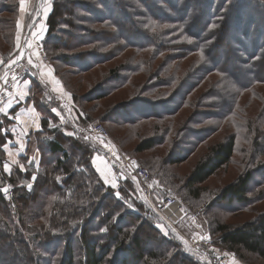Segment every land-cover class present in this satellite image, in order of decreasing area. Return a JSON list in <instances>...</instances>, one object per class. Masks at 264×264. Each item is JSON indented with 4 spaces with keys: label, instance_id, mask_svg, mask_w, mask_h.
<instances>
[{
    "label": "trees",
    "instance_id": "trees-1",
    "mask_svg": "<svg viewBox=\"0 0 264 264\" xmlns=\"http://www.w3.org/2000/svg\"><path fill=\"white\" fill-rule=\"evenodd\" d=\"M81 2L53 0L43 38L51 63L85 74L113 60L122 62L104 74L102 93L89 101L95 103L90 110L73 94L82 114L72 121L65 119L63 126L52 113L55 104L46 87L32 81L25 105L34 104L42 115L40 131L30 135L41 155L38 170L32 165L26 173L20 167L6 173L4 147L14 140L15 122L0 117V264H146L164 259L168 264H201L169 232L159 230L158 215L138 201L133 191L117 194L94 165V158L104 156L105 151L86 134L92 124H102L110 135L104 124L112 122L110 111L97 117L93 110L138 80L142 81L137 84L138 95L145 94L147 104L162 110H152L143 123L135 124L143 127L144 121L152 122L149 127H154L136 153L152 151L171 136L178 143L186 139L190 156L214 143L210 158L199 161L184 182L187 198L166 181L173 177L167 165L183 164L186 154L175 160L162 159L155 166L143 164L151 179L164 186V194L177 193L186 210L200 213L203 225L215 229L211 231L218 251L215 256L228 251L243 264H255V258L264 261V213L239 225L222 224L214 218V211L225 207L249 213L264 203L261 180L251 197L254 176L264 167L252 168L256 158L264 156V21L257 18L264 19V0ZM13 12L12 26L0 22L3 29L12 31L6 37L10 48L0 49L5 59L17 47L21 0H16ZM77 21L88 27L78 29ZM74 28L77 32H71ZM75 34L83 37L75 38ZM74 47L87 49L73 61L59 54L63 49L73 52ZM158 60L161 63L155 67ZM55 71L71 90L58 66ZM200 90V97L194 98ZM191 108L194 113L179 128L177 116ZM18 111L17 107L12 113ZM261 146L258 154L256 149ZM22 160L31 165L29 159ZM231 168H239L241 175L209 198L212 195L202 186ZM5 188L7 193L2 191ZM192 201L197 210L191 209Z\"/></svg>",
    "mask_w": 264,
    "mask_h": 264
},
{
    "label": "rangeland",
    "instance_id": "rangeland-1",
    "mask_svg": "<svg viewBox=\"0 0 264 264\" xmlns=\"http://www.w3.org/2000/svg\"><path fill=\"white\" fill-rule=\"evenodd\" d=\"M26 0H23V7ZM77 3H82V0H75ZM25 2V3H24ZM16 7V0H1L0 1V22H4L6 23L7 26H12V24L14 23V18L16 17L14 15V10ZM83 7V6H81ZM81 7L79 8L80 11H82L83 14H87L84 10L81 9ZM24 13V12H23ZM83 14H81V16H83ZM258 19L264 21V19H262L261 17H257ZM70 21L71 18L69 19ZM30 23V22H29ZM71 23V22H70ZM68 24V22H67ZM66 25H61L62 28H66ZM85 25V27H88L86 24H84L83 22H76V27H78V29H80V27H83ZM27 31L29 30L28 26H27ZM80 31V30H78ZM10 29H3L1 24H0V49L6 51L8 50L10 47L9 45L6 44V40L8 37V35L10 34ZM71 32H77V30L74 28L73 31ZM24 33L20 34V31H18V43H17V47L15 49V51L17 50V48L20 46V44L23 42V37L25 35ZM30 33V32H29ZM20 35V36H19ZM81 34H75V38H79V37H83L80 36ZM30 40V45L35 47L34 53L31 52V57H34L35 55L38 56L37 58V62L41 63V65L43 66H50L49 68H51V70L53 71V73L56 75L57 79H58V86L59 89L61 90L63 93L67 94V98H64L62 100L56 99L54 97H49L50 101L52 100L55 104V108L52 110V113H54L55 116H57L58 120L61 122V125L63 126L65 121V117L68 120H74L75 116L77 117V115L82 114L80 109H78V106L74 100L73 94L77 96V99L79 101V103L83 106V108L89 109L93 108L95 106V103L90 104L89 101H93L95 99V97H97L101 91V82L104 79V74L108 73L110 71V69H115L117 67V65H119L122 61L120 59L117 60H113L110 63H106L96 69H94L93 71H90L89 73H85V74H81L80 72H78V70H75L74 68L71 67H66V65L64 66L61 63L58 62H54L53 64L51 63V61L49 60L47 54L44 51V54L47 58H44V54H42L41 52L38 53L37 52V48H36V44L35 42L37 41V39H35V37H32L30 34V37L28 38ZM72 38H65V41H71ZM39 41V40H38ZM28 42V41H27ZM39 43L41 45H43V50H44V44L43 41H39ZM75 50H73V52H69L66 49H63L61 51H59V54L61 55L62 58H68L71 59V61L73 60H77L74 57H76V54H79L80 52L86 50L87 48H75ZM14 51V52H15ZM131 52V51H130ZM132 53V52H131ZM130 54V53H129ZM127 56V55H126ZM83 58H86L87 55H83ZM81 57V58H82ZM163 59V58H162ZM161 63V60H158L157 63H155V67ZM4 64V63H3ZM6 64V62H5ZM31 65V64H30ZM33 65V64H32ZM31 65V66H32ZM57 66L59 67L61 74L64 76L65 81L67 82V84L69 85L70 89H67L62 81V79L60 78V76H58V74L56 73L55 69H57ZM39 81V80H38ZM144 81V80H143ZM40 82V81H39ZM137 81H135V85L132 83L128 88H126L124 91H122V94H116L112 97H108L106 100H103L100 102L101 105V109L99 110H93L92 115L94 116H99L100 114L104 113L105 111L108 112L110 111L109 117H110V121L112 122V124H107L105 123L104 125L109 129L110 135L109 138L107 140H102V138H97L98 141L101 143H106L109 145H113L116 150L117 153L125 160H134L136 161L140 166H142L143 168H145V166L143 164L148 165H153L155 166L156 163L155 162H162V159L167 160L168 159H177V158H183L186 154V152L189 150V145L185 140H183V137L181 138L182 140L178 143L173 141L174 136H171V138H169V141L164 143L163 145L157 147L156 149L152 150V151H148L145 152L143 154H138L136 153V148L137 146L141 143V141L144 140V136L145 134L149 133L152 131V127H149V124H153L152 122L148 123L144 121L145 126L142 127V125H135L138 124L140 121L143 123L144 119L149 118V115L152 110H155L158 113H161L162 107L160 106H151L149 104H147V96L143 93H140L138 95L137 91V84L138 83H142V81H139L136 83ZM41 83V82H40ZM55 84V83H54ZM33 85V83H32ZM48 85V84H47ZM49 86V85H48ZM203 89V88H202ZM203 91V90H202ZM200 93L201 90L199 92H197L196 94H194V98L198 99L200 97ZM248 95V94H247ZM244 96V99L248 96ZM76 98V97H75ZM168 100H170V98H167ZM168 105H170L171 107H173L174 104H172V102H168ZM194 108L192 109H184V111L182 113H180L177 116V120H179V122L177 123V126L180 124L179 128H181L182 126H185L186 123L184 124V122L186 121V119L188 117H190L191 114L194 113ZM106 119V117H105ZM119 121V122H116ZM114 124V125H113ZM95 125V124H92ZM91 125V127H92ZM90 127V126H89ZM154 130V127H153ZM72 134V133H71ZM96 138V137H95ZM252 138V137H250ZM175 143V145H174ZM260 145H262V143H259ZM214 143H207L205 146H203L201 149H199V151L193 155L190 156V154H186L187 156V160L183 163V164H177V165H167L166 170L168 169L170 171V173L173 175L167 177L168 180H166L169 183H172L173 185H175V187L179 188L181 190V195H183V197L187 198V195L189 194L188 190L184 189V182L186 179H188V177L190 176L191 172L193 171L194 167L196 166V164L199 161H203L204 159H208L210 158V146H213ZM250 146V145H249ZM120 148L124 151H121ZM257 153L260 154L262 151V146L261 149H256ZM190 156V157H189ZM105 157H107V155L105 154ZM206 159V160H207ZM23 161V160H22ZM23 170L28 171V169H30L29 167H31L33 164H31L30 166L27 165V162L23 161ZM264 164V156H258L254 162V165L252 166V168H257L260 165ZM32 168V167H31ZM230 168V167H229ZM146 169V168H145ZM167 170V171H168ZM232 170V171H231ZM118 173L117 177L119 180H117V185L116 187H112L114 188V190L116 191L117 194H119L120 191H124L127 193H131V191H133L136 194V197L138 199V201H143L148 208L152 209L157 215L158 213L156 212L154 205H157L158 203H160L161 201H163L166 197L168 196H172L177 198L180 201L179 196L177 195V193H173L170 191H166L167 194H164L165 191L163 190L162 187H164L159 181L150 179L146 180V181H142V180H138L136 179V174L133 172V175H130L128 173H123V172H116ZM264 173V167H260L257 171V174H255L253 183H252V187L253 189L251 197L254 198L255 197V188L254 185H258V181L261 180L263 181L264 184V180H262L264 178V176H262V174ZM10 174V173H9ZM239 175H241V171L239 170V168H237L235 170H233V168L231 169H224L221 172H219L215 177H213L209 182H207L206 184H204L202 187H204V189H206L208 191L207 195L210 194H220L221 192V188L225 185L228 184L232 181H236L239 177ZM166 179V178H165ZM134 185H133V184ZM262 184V182L260 183ZM21 185H23V183H21ZM8 187H11L10 185H7ZM32 186V185H31ZM264 187V186H263ZM143 189L145 190L148 194V197H144L143 196H138L137 195V190L139 189ZM143 193V192H142ZM120 196V195H119ZM213 198V195L210 196L209 198ZM151 198L152 202L154 205L150 206L151 202L149 199ZM191 200V199H190ZM142 202V203H143ZM196 202L192 201L191 203H189L191 209L193 210H197V207L195 206ZM257 211H254L256 208H252V210H250V212H236V210H231L229 207H225L222 208L221 210H217L214 211V218H218V220L222 223V224H234V225H239V224H243L246 221H251V219L253 217H255V214H261L264 213V203L260 206L257 207ZM187 213H189L192 217L195 215H200V213H193L191 212L189 209L186 210ZM238 211V210H237ZM212 214H210V217L212 219ZM159 217V223H158V227L159 230H161L164 234L166 232H169V234L173 237H175L183 246L184 249L186 250V253L190 256L189 253V246H188V240H196V239H211L212 241H215V238L212 236V233L215 231V229H207V227L205 226V224L203 225V221L201 222L202 226L201 228L198 227H194V225L192 224V218H190L189 223V227L188 229H183L180 225H176V228L179 229L180 232H177L176 230L170 228L168 225H166V223ZM255 219V218H254ZM253 219V220H254ZM165 226H163V225ZM219 237V236H218ZM214 243V242H213ZM153 245H149V247H151ZM217 251V250H215ZM218 252V251H217ZM228 251H223V252H219L221 254H225ZM232 258H234L235 256L231 255ZM132 261V259H131ZM255 264H264L263 260H258L257 258L254 259ZM169 262L164 259V260H160V261H153V262H148L146 264H168Z\"/></svg>",
    "mask_w": 264,
    "mask_h": 264
},
{
    "label": "crops",
    "instance_id": "crops-1",
    "mask_svg": "<svg viewBox=\"0 0 264 264\" xmlns=\"http://www.w3.org/2000/svg\"><path fill=\"white\" fill-rule=\"evenodd\" d=\"M25 2L23 7L24 11L20 12L18 30L20 31V34L24 33V31L28 33L30 32L29 34H31L32 37H35V39L39 41H43L47 29L46 21L52 12L53 0H26ZM45 11L47 12L46 15ZM37 13H39V16H37ZM27 26L29 28L28 31L26 29ZM29 44L27 42V48L30 49V53H34L33 47L29 46ZM11 55L7 59L0 56V71L3 69L5 62L7 63ZM37 58L38 56L36 55L31 57V65L33 64L32 66L30 65L31 73L29 74L28 78L19 83L20 85L18 86V91L11 95L9 101H11L12 107L9 108V101L0 107L4 108L5 112L7 113H0V117L8 116L15 122V125L12 127L14 140H9L4 147L8 157L6 163V165H8V169L6 170L5 167L4 169L8 174L14 173L17 167H20L24 164L22 162L23 158L29 159V163L33 164L36 170H38L41 162V155L37 148L36 142L31 139L30 135L40 131L42 115L36 109L34 104L29 106L25 105L30 97V90L33 83L32 81L39 80L46 87L47 93L51 97L59 100L67 98V94L63 93L61 90H58V79L51 68H49L50 66L41 65L40 62H37ZM37 64L39 66L35 67L34 65ZM20 97H23V99ZM17 107L19 108V111L15 114L12 113ZM65 119L67 118L65 117ZM86 137L104 149L106 155L117 153V150L113 145L102 142L100 143L98 139L95 138L90 132H87ZM21 145H23V147H21ZM104 156H96L94 158V165L101 177L104 179L105 183L111 187H116L117 180H119L117 177L118 175L114 172L111 165L107 163ZM137 193L139 195L141 194V196L144 195V197H148V193L142 188L137 190ZM149 200L151 202L150 206L154 205L151 198ZM157 205L154 206L157 207ZM234 264L243 263L238 261Z\"/></svg>",
    "mask_w": 264,
    "mask_h": 264
},
{
    "label": "built area",
    "instance_id": "built-area-1",
    "mask_svg": "<svg viewBox=\"0 0 264 264\" xmlns=\"http://www.w3.org/2000/svg\"><path fill=\"white\" fill-rule=\"evenodd\" d=\"M29 37L30 34L28 32L25 33L23 42L0 71V107L9 101L11 95L18 91L19 83L26 79L31 73L30 64L28 63L29 58L31 59V53L30 49L27 48V41L28 44L30 43ZM35 44L37 52L44 54L43 45H41L38 40ZM32 47L35 50V47ZM44 58L47 57L45 56ZM14 76L17 78L15 81L12 79ZM89 132L96 138H102V140H107L109 138V133L102 124L92 125ZM106 160L116 172L119 171L130 175H133L134 172L138 180L146 181L150 179V174L147 169L140 166L134 160L123 159L118 153L107 155ZM154 208L166 225L177 232L181 233L182 231L177 229L176 225H180L183 229H188L190 226L188 223L190 218H192L191 221L194 227L201 228L202 226V215H195L192 217L187 213L182 202L175 197H166L157 207L154 206ZM187 240L190 255L196 258L201 264H234L239 261L237 257L230 252L215 256L214 253L216 248L211 239L198 238L193 241ZM231 255L235 257L232 258Z\"/></svg>",
    "mask_w": 264,
    "mask_h": 264
},
{
    "label": "snow or ice",
    "instance_id": "snow-or-ice-1",
    "mask_svg": "<svg viewBox=\"0 0 264 264\" xmlns=\"http://www.w3.org/2000/svg\"><path fill=\"white\" fill-rule=\"evenodd\" d=\"M21 11H24V8H23V0H21ZM47 14V12L45 11V15ZM37 16H39V13H37ZM164 27H168V25H164ZM41 35H42V33H41ZM29 46H31L30 44H29ZM28 63L29 64H31L32 63V61H31V59L29 58V60H28ZM35 67H38L39 65L37 64V65H34ZM14 81L17 79L15 76L12 78ZM57 83H59L58 81H57ZM21 99H23V97H20ZM12 107V105H11V101H9V108H11ZM0 113H5V114H7L6 112H5V109L4 108H0ZM21 147H23V145H21ZM4 167H5V169L7 170L8 169V165H4ZM21 167V169L23 170V165H21L20 166ZM33 179H35V178H33ZM28 187H29V189H31V184H29L28 185ZM2 191H4V192H7L8 191V189H2ZM106 230V229H105Z\"/></svg>",
    "mask_w": 264,
    "mask_h": 264
},
{
    "label": "water",
    "instance_id": "water-1",
    "mask_svg": "<svg viewBox=\"0 0 264 264\" xmlns=\"http://www.w3.org/2000/svg\"><path fill=\"white\" fill-rule=\"evenodd\" d=\"M6 189H8V188H6ZM8 192V191H7ZM7 192H4V193H7Z\"/></svg>",
    "mask_w": 264,
    "mask_h": 264
}]
</instances>
